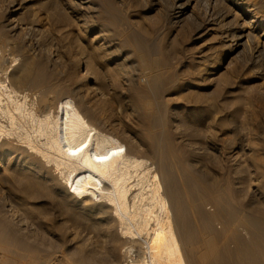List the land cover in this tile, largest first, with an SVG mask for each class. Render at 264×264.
Segmentation results:
<instances>
[{"label": "bare ground", "instance_id": "bare-ground-1", "mask_svg": "<svg viewBox=\"0 0 264 264\" xmlns=\"http://www.w3.org/2000/svg\"><path fill=\"white\" fill-rule=\"evenodd\" d=\"M48 1L60 18L69 20L73 16L81 22L84 33L94 34L95 42L93 38L86 41L92 58L98 59L99 46L111 63L119 61L116 65L124 70L121 88L128 92L129 112H137L138 122L143 123L139 129L149 131L139 137L148 141L150 152L138 154L130 141L121 139L117 127L122 125L117 121L105 127L95 119L81 93L74 95L77 101L70 95L55 100L56 70L50 72L49 66L55 69L56 61L48 58L47 65L27 56L16 26L3 22L0 180L7 181L8 204L15 200L28 215L32 211L29 198L54 195L50 186L60 187L71 205L78 207L80 222L89 229L101 228L105 214L117 223L122 264H264V210L251 202L244 206L237 199L230 170L220 169L215 99L193 91L188 86L189 78L182 83V77L169 73L168 67L164 71L157 56L151 54L152 46L140 37L133 39L131 50L126 51L123 42L106 38V31L94 25L93 11L90 19L83 11L79 14V6L89 0ZM25 3L19 0L18 8ZM199 3L203 11L197 15ZM169 8L171 12L165 16L169 23L197 19L195 27L215 33L221 30L220 36L235 42L232 49L248 47L254 64L264 59V0H171ZM27 13L31 21L46 16L35 8ZM17 53L22 58H17ZM129 62L140 67L133 68ZM109 82L114 83L112 78ZM180 84L188 86L181 94L174 89ZM170 86L174 99L185 105L181 112L176 107L177 112L172 114L178 127H183L182 140L168 130L167 108L159 96ZM251 165L254 174H264V157L253 155ZM107 252H93L86 258L79 256L78 250L75 254L82 257L81 264H87L111 259ZM27 256L32 264L42 260L39 255Z\"/></svg>", "mask_w": 264, "mask_h": 264}, {"label": "rangeland", "instance_id": "rangeland-1", "mask_svg": "<svg viewBox=\"0 0 264 264\" xmlns=\"http://www.w3.org/2000/svg\"><path fill=\"white\" fill-rule=\"evenodd\" d=\"M25 1L27 3L24 7L22 4L18 8L19 0H0V24L8 22L16 26L17 32L22 35V43L26 44L27 56L40 59L47 65L48 58L56 61L55 69L49 66L50 72L56 70L54 80L57 84L52 92L55 100L70 95L77 101L74 95L81 93L87 109L95 119L105 127H110L117 121L122 125L117 127L121 139L130 141L138 154L150 152L148 141L142 138L144 136L139 137L149 131L139 129L143 123L138 122L137 112H129L126 100L128 92L121 88L124 70L116 65L119 61L111 63L110 56L104 55L105 49L102 50L99 46L96 48L97 52L100 50L98 59L92 58L86 41L94 39L95 42L94 34L90 31L84 33L81 22L73 16L69 20L60 18L58 10L49 8L51 1ZM169 2L171 0H89L88 3L78 5V11L81 10L79 14L83 11L88 19L92 16L96 18H93L94 25L106 31V38H115L117 43L123 42V51L131 50V41L140 37L152 46L151 54L157 56V61L164 71L165 67H168L169 73L182 77V83L183 79L189 78L188 86L194 88L190 90L201 91L205 98L211 96L210 98L215 99V123L220 133V151L216 153L219 155L217 157L220 169L227 173L230 170L233 188L238 190L237 199H241L244 206L251 202L264 210V174L260 177L259 174H254L251 165L253 155L264 157V59L261 58L258 64H254L248 47L232 49L235 42L220 36L221 30L215 33L206 31L202 26L195 27L197 19L193 21L185 18L181 24L169 23L165 20V16L171 12ZM196 7L195 13L200 15L203 6L199 3ZM32 8L38 9L46 16L43 14L44 17L39 21L27 19V12ZM8 9L11 11L7 12ZM66 12L68 14L70 11ZM127 29L129 30L126 31ZM114 53L115 56L118 55L117 51ZM17 54V58H22ZM130 64L133 68L140 67L136 62H129ZM111 78L114 83L110 85ZM188 86L175 85L174 89L181 94ZM172 87L161 91L159 96L167 108L168 130L176 135L174 138L182 140L183 127H178L179 124L173 120L172 114L177 110L181 112L185 105L181 100L174 99ZM203 111L205 110L197 112ZM6 182L0 180V264H32L27 260V255H39L42 260H37L36 264H81L80 258L83 256L87 257L93 252L106 254L108 250L111 259L87 264L124 262L120 257L122 248L117 223L110 216H103L104 225L98 230L89 229L87 224L80 222L78 207L72 206L70 198L56 185L49 188L54 195L29 198L28 207L32 211L27 215L15 200L13 201L16 206H13V201L11 206L8 204L10 199L5 193L8 185ZM3 203L6 204L5 207H2ZM76 250L82 257L77 258Z\"/></svg>", "mask_w": 264, "mask_h": 264}]
</instances>
